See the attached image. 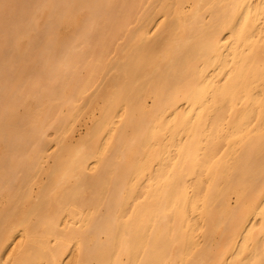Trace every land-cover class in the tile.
I'll return each instance as SVG.
<instances>
[{
	"label": "bare ground",
	"instance_id": "1",
	"mask_svg": "<svg viewBox=\"0 0 264 264\" xmlns=\"http://www.w3.org/2000/svg\"><path fill=\"white\" fill-rule=\"evenodd\" d=\"M0 264H264V0H0Z\"/></svg>",
	"mask_w": 264,
	"mask_h": 264
}]
</instances>
